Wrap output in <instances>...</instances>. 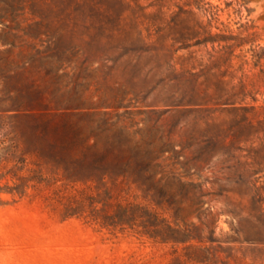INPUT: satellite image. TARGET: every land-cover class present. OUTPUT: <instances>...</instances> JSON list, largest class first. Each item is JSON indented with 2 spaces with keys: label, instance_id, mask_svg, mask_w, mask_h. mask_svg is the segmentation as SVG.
Listing matches in <instances>:
<instances>
[{
  "label": "rangeland",
  "instance_id": "1",
  "mask_svg": "<svg viewBox=\"0 0 264 264\" xmlns=\"http://www.w3.org/2000/svg\"><path fill=\"white\" fill-rule=\"evenodd\" d=\"M136 154L192 184L177 222L99 179ZM130 204L190 240L104 226ZM0 264H264V0H0Z\"/></svg>",
  "mask_w": 264,
  "mask_h": 264
},
{
  "label": "trees",
  "instance_id": "2",
  "mask_svg": "<svg viewBox=\"0 0 264 264\" xmlns=\"http://www.w3.org/2000/svg\"><path fill=\"white\" fill-rule=\"evenodd\" d=\"M196 42L206 44L208 41H200V39H197ZM226 102L227 101L220 102L217 103V105L224 107L231 105L232 111L241 112L242 115L239 124L244 127L242 129L250 130L254 127L252 122L247 118L248 111L253 110V108L248 109L245 105H242V101L239 103L238 107L235 106L234 103L228 104ZM257 124L260 125L262 122L258 121ZM123 133V131L119 133V137L123 135L124 144H126V146L132 144V148L138 151V142L133 141L132 136L137 133L131 136L129 133ZM227 138L228 137H226L225 140ZM122 152L127 154L129 151L122 150ZM159 158L160 157H139L138 154H136V157H110L111 164L117 173L112 174L110 172H104L99 179L103 181L104 178L111 177L115 181L136 186L142 190L146 197L150 198L155 206L166 207L167 210L172 211L174 221L177 222L179 218L178 214L184 211L185 208L180 205H175L167 198L173 197L174 188H176V191L188 195L190 187L192 188V184L169 178L162 171H159ZM77 161V159L71 160L70 165L62 167L63 178L66 181L72 183L83 182L86 184L98 179L95 174L99 172V169L95 163L84 162L80 164ZM73 203L80 204V202L76 200H74ZM117 210L116 213L109 217V223H104V226H128L133 228L137 225L142 228L143 234L161 243H186L190 240L186 229L181 230L177 223H174V226H172L164 219H159L157 213L147 208L130 204L125 207H118ZM184 237H187V239H180Z\"/></svg>",
  "mask_w": 264,
  "mask_h": 264
}]
</instances>
